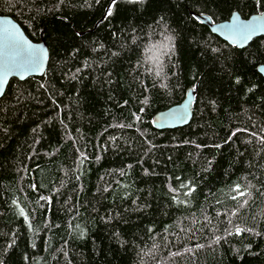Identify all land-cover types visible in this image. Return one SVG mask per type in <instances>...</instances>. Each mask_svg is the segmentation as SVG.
<instances>
[{
    "label": "trees",
    "instance_id": "trees-1",
    "mask_svg": "<svg viewBox=\"0 0 264 264\" xmlns=\"http://www.w3.org/2000/svg\"><path fill=\"white\" fill-rule=\"evenodd\" d=\"M233 13L264 0H0L49 53L0 98V264H264V38L197 19Z\"/></svg>",
    "mask_w": 264,
    "mask_h": 264
},
{
    "label": "water",
    "instance_id": "water-1",
    "mask_svg": "<svg viewBox=\"0 0 264 264\" xmlns=\"http://www.w3.org/2000/svg\"><path fill=\"white\" fill-rule=\"evenodd\" d=\"M197 19L214 36L238 50L246 48L254 39L264 38V13L247 19L233 13L228 21L217 24L205 16H197ZM48 61V49L43 42H32L16 22L0 16V98L12 79L22 82L43 76ZM257 71L264 79V65ZM194 102L195 90L191 88L186 91L182 103L153 116V128L165 131L186 127L193 115Z\"/></svg>",
    "mask_w": 264,
    "mask_h": 264
},
{
    "label": "snow or ice",
    "instance_id": "snow-or-ice-1",
    "mask_svg": "<svg viewBox=\"0 0 264 264\" xmlns=\"http://www.w3.org/2000/svg\"><path fill=\"white\" fill-rule=\"evenodd\" d=\"M111 14V10H109V15ZM237 191H238V195L240 196H243L245 195L244 192H239L238 188H237ZM21 214H23V210H21ZM239 231H241L239 228H237V233H239Z\"/></svg>",
    "mask_w": 264,
    "mask_h": 264
}]
</instances>
